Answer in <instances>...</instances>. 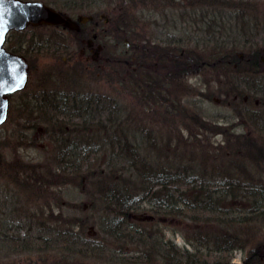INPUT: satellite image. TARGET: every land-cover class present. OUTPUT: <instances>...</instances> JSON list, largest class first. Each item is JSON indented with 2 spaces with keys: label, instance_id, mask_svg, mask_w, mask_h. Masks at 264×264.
<instances>
[{
  "label": "rangeland",
  "instance_id": "obj_1",
  "mask_svg": "<svg viewBox=\"0 0 264 264\" xmlns=\"http://www.w3.org/2000/svg\"><path fill=\"white\" fill-rule=\"evenodd\" d=\"M38 1L73 18L79 15L92 16L99 24L108 21L107 23L117 22L119 27L124 26L121 28L124 34L121 43L133 59L141 56L144 43L155 42H177L188 46H183L182 50L208 54L207 47L202 50L197 47L209 45L205 38L213 33L215 39L226 37L233 29H238V24L233 20L229 24L220 22L219 15L237 14L236 8L218 6L224 0ZM206 5H209L210 11L213 9L216 12L214 14L219 21L217 30L212 29L213 23L205 19L208 14ZM212 5L214 8H210ZM75 6H80V9ZM260 25L263 33L259 42L247 44L246 50H259L264 70V19ZM106 33L109 34L108 37L99 36L95 41L101 46L97 62L102 60L105 53L113 56L114 52H120L117 35ZM28 36L32 39H27ZM9 38L8 45L14 48L21 44L27 46L30 65L29 78L22 89L24 92L12 95V103L19 100L20 96L21 100L24 99L25 93L42 89L49 92L63 89L84 94L87 92L86 94L96 95L107 101L106 108L109 111L94 116L95 121L80 126L81 123L76 120V126L80 130L75 132L78 135L76 139H80L78 142L81 143L78 149L83 147L85 151L93 148L100 150L99 154L93 153L91 159H86L87 167L90 165L92 172L97 169L94 164L98 157L106 155L105 127H110V133L116 129L128 134V137L134 133L137 142L144 140L143 147L149 155L148 159L159 158L163 168H194L206 184L212 183V177L223 170L224 166L216 158H220L230 134L253 139V152L264 151V114L258 127L250 121V116L253 118L254 113H264V73L260 85L254 86L249 83L251 79L248 75L233 77L222 73L213 74L206 67L196 72L173 74L172 79H168L165 72L156 68L154 73L163 81L156 85L160 100L139 101L130 86L125 85L124 80H129V72L117 76L111 64L92 67L85 58L86 52L82 54V50L72 42V37L66 30L40 25L27 27ZM45 42L67 51L59 57V53L53 50L41 49L40 46ZM92 53L93 49L88 55ZM232 88L246 95L249 103L232 101L228 93ZM164 97L173 106L169 108L167 103L164 105ZM113 102L120 107L118 111L113 108ZM12 111V120L6 123L4 121L0 137V264H37V260H45L50 264H103L81 258L80 247L76 244L82 241L83 236L98 233V227L106 220V205L99 192L101 180L96 174L90 175L89 170H80L78 173L57 169L58 163L64 164L65 159L60 162L56 158L58 149L54 140L63 137L65 130L69 132V123L59 119V124L54 127V120L48 124L37 115L36 129L27 135L19 112L15 107ZM190 114L199 122L204 121L206 129L201 128L197 120L193 122L189 118ZM114 124L116 126L111 129ZM219 147L223 148L217 151L216 148ZM254 172L249 169L252 175H255ZM262 180L264 181V173ZM148 208L142 204L132 210L131 214H134L136 220H141L142 223L138 225L140 231L155 243L163 241L169 247L168 250H177L182 254H206L207 262L204 264H213L220 255L223 256L212 246L211 238L217 237L219 230L214 222H193L181 216L154 214ZM150 216L153 218L146 219ZM259 222V226L252 227L255 230L253 241L264 239V220ZM15 237L21 239L19 245L12 242ZM35 238L39 241H35ZM72 242L75 244L71 245ZM250 248L249 244H245L232 253L231 259L223 260L222 264H239ZM139 249L142 250V259L151 257L148 264H163L153 252L156 249L150 250V254L141 247Z\"/></svg>",
  "mask_w": 264,
  "mask_h": 264
},
{
  "label": "trees",
  "instance_id": "obj_2",
  "mask_svg": "<svg viewBox=\"0 0 264 264\" xmlns=\"http://www.w3.org/2000/svg\"><path fill=\"white\" fill-rule=\"evenodd\" d=\"M239 3L238 0H232V2L226 0L221 1L218 6L234 9L233 5H238ZM75 7L80 9V6ZM107 22L100 23L99 36L105 38L109 35L106 32L115 33L118 37L117 43L120 52H116V54L114 52L113 56H108L105 53V56H103L100 62L94 60L89 61V63L95 68L102 67L101 65L103 64L105 66H107L106 64H111L117 72V76L120 73L126 74L129 72L130 76H127L129 80H124L126 82L125 85L130 86L129 88L134 92V95H137L139 101L148 100L151 102L152 100H160L156 85L162 84L161 82L163 81L154 73L156 68L165 72L168 79H172L173 74L196 72L200 68L206 67L210 68L213 74L222 73L232 75L233 77H237V75H248L251 79L249 83L254 86H258L262 82L264 70L262 68L263 63L260 60L261 55L259 50H246V46L249 43L240 42V35L235 33L231 34L233 32L226 37H217L215 39V34L213 33L208 38H205L207 40L205 42L209 45H198L197 47H200L201 50L207 47L209 49L208 54H203L202 51L182 50L181 48L186 45L177 44V42H168L166 44L155 42L144 43V46L142 45L141 56L133 59V56L128 55V49L121 43V39L124 37L121 28L124 26L119 27L117 22ZM89 24L81 25L82 30H87ZM211 28L218 29L217 27ZM233 31L235 32L237 30L233 29ZM14 33H18V31H10L7 34L4 44L5 49L23 55L28 61L27 54L29 50L25 44H21L18 48L8 45L9 37L13 36ZM69 34L72 37V42L74 41L79 49L86 47L87 36L83 34V31L69 32ZM29 38L32 39V37L28 36L27 39ZM40 47L41 49L53 50L55 53H59V57L63 53L65 54L66 50L65 48L59 49L49 43L42 44ZM233 89H230L228 92L231 95L232 101L238 100L241 104L249 103V98H246V102L243 100L244 97H247L246 95ZM23 92L21 90V92H18V95ZM52 92L42 89L37 92L33 91L30 94L25 93L26 97L21 100L20 96V99L15 100V103H12L10 99L12 95L9 96L8 117L5 123L12 120L11 115L14 107L23 119L22 125L27 130V135L28 133L32 134L36 129V124L38 123L37 115H40L42 120L48 122V124H51V121L54 120V127L59 124L57 120H66L71 129L69 132L65 130V133L62 135L63 137L54 140L56 141V147L58 149L56 158L60 162L61 159H65L64 164L60 165L58 163L59 166L57 169L63 172L78 171V173L80 170H89L90 175L96 174L100 178V188L99 185L98 188L100 196L103 199L102 201L106 205L104 212L107 216L105 217L106 220L101 223L102 226L98 227V233L85 235V240L76 243L81 249V254H79L81 258L92 259L103 264H148L150 263V256L142 259L140 256L142 250L139 249L141 247L145 250L144 252L149 254L150 250L156 249L153 252L156 253L159 260H162L163 264H183L181 260L184 254L177 250H168L169 247L162 242L155 243L149 236L143 234L138 226L142 223L141 220L132 218L131 211L145 204L154 214L179 216L178 213L181 212L176 208L178 207L179 200H189L190 196L201 200L204 198L208 199V195H203L202 192L204 190L202 187L192 188L188 186V183H190L188 180L190 174H186L188 167L177 168L175 166H169L166 168L164 166L165 168H163L160 166L159 158L153 157L149 158L150 160L148 159L149 155L143 147L145 145L143 143L144 140L139 143L136 141L134 133L128 137V134L116 129L110 133V127H105L106 134L104 143L106 145L104 152L106 155L98 157L97 162L94 164L97 169L95 172H92L90 170L91 166L89 165L87 167L88 164L86 161L92 158L93 153L99 154L100 150L93 148L92 150L85 151L83 147L78 149L81 143L78 142L80 139H76L78 135L75 132L80 131L76 126V120H79L78 122L81 123L80 126L86 122H93L95 119L93 118L94 116H100L104 112L109 111L106 108L108 106L107 101L103 100L102 97L99 99V96L86 94L87 92L84 94L75 90L67 91L63 89ZM168 99L171 100L169 96ZM163 100L162 103L164 102L163 104L166 105L167 99L164 97ZM253 100L256 101L255 99ZM103 101L105 103L104 105ZM167 104L169 108L173 106V103L169 102ZM112 105L115 110H119L120 107L116 106L114 102ZM189 118L193 122H199L193 114H190ZM250 121L252 125L258 127L251 116ZM98 123L100 122L98 121ZM199 123L201 128L206 129L205 126L207 124L204 121L200 120ZM114 126L116 125H111V129ZM2 127L3 125L0 127V137H2ZM58 135L61 136L60 134ZM241 137L230 134V137L226 139V144L224 150L222 149L220 158H216L217 161L222 163L221 166L224 167L223 170L219 171V175L215 173L217 176H215L216 178L214 176L212 177L213 181L224 179L232 183L230 187H226V183L220 186H214L217 190L220 189L224 193L225 198H222L219 202L215 201L216 207L214 206V202L211 203L213 207H210V211L212 210L211 215L217 218L231 216L232 221L237 220V222L235 225L232 224V230L224 233V228L221 227L222 225L211 221L219 229L217 237H214V239L211 238L212 246L218 250L215 243L224 236L234 245L242 235L237 231V228L243 223L239 220V216L244 215L245 218H249L247 222L251 226L245 231L242 244H249L251 249L242 264H264V239H261V241H253L252 238L255 232V230H252V227L259 226V221L264 220V181L262 180L264 167L261 162L264 159V151L258 150L256 152L255 150L253 152L255 149L254 144L251 142L253 139ZM145 143L147 144V140H145ZM220 148L223 147L216 148L217 151H220ZM249 169L254 170L255 175L249 173ZM182 187L184 190H181ZM185 192L191 193V195H187ZM67 236L70 237L69 235ZM14 239L12 242L19 245L21 239L17 237ZM35 241H39V239L35 238ZM251 243L252 245H250ZM73 244L75 243L72 242L71 245ZM170 248L172 247L170 246ZM83 253L84 255H82ZM206 256L208 255L203 254V257L207 259ZM157 257L154 259L156 260ZM35 263L50 264L45 260H37Z\"/></svg>",
  "mask_w": 264,
  "mask_h": 264
},
{
  "label": "water",
  "instance_id": "obj_3",
  "mask_svg": "<svg viewBox=\"0 0 264 264\" xmlns=\"http://www.w3.org/2000/svg\"><path fill=\"white\" fill-rule=\"evenodd\" d=\"M88 20L90 16L82 15L73 20L38 0H0V127L7 119L9 96L24 89L29 78L27 59L5 49L7 34L40 25L78 31L79 24ZM261 162L264 166V160Z\"/></svg>",
  "mask_w": 264,
  "mask_h": 264
},
{
  "label": "bare ground",
  "instance_id": "obj_4",
  "mask_svg": "<svg viewBox=\"0 0 264 264\" xmlns=\"http://www.w3.org/2000/svg\"><path fill=\"white\" fill-rule=\"evenodd\" d=\"M232 32L233 33H231V32L230 33L234 34L236 32H241V31L239 30V31H235V32L232 31ZM240 56H242V55L240 54ZM263 114L264 113H260V114L254 113V116H253L254 119L253 118L252 119L256 122L257 125L261 121V119H263ZM187 169H188L187 170L188 173L186 172V174H190L189 175L190 177L188 179L190 181V183H188V186L192 187V188L202 187L204 190L202 192L203 195L204 196L208 195L209 198L208 199L204 198L201 200L199 198H194V197L188 196L190 198L189 200H186V201H184V199L179 200L178 207H176L178 209V211L181 212V213H178L179 216L193 220V222H196L199 220L202 222L214 221L218 225H222L221 227H223L226 232L227 231L229 232L232 229V224L235 225L237 220H235L233 222L231 216H227L226 218H221V217L217 218V217L211 215L212 210L210 211V207H212V205H211L212 202H214V206H215L216 205L215 201L219 202L222 198H225L224 193L220 189L217 190V188H215L214 186L215 185L220 186V185L226 183L225 184V185H227L226 187H228V186L230 187L232 182L226 181L220 177V179H222V180H217V181L215 180L212 183L206 184L204 182L203 177L199 173L196 172V169L190 168V167H188ZM181 190H184L183 187ZM228 193L230 194V192H228ZM185 194L191 195V193H188V192H185ZM132 218L135 219L134 214H132ZM151 218H153V216L147 217L146 219H151ZM207 218H208V220H207ZM247 219H249V218H245L244 215L239 216V220L242 221L243 223H242V225L238 226L237 231H239V233H241L242 235L240 236L241 238L239 237V240L236 241V243L234 245L230 241H228L226 236L222 237L221 239H218V242H216L215 245L218 248V252H221L223 254V256L220 255L221 257H219V259L216 258L218 260L214 261L213 264H222L223 260L226 261L228 259H231L232 253L236 250H240L242 248V246L245 245V244H242L243 243L242 242L243 236H244L245 231L251 226L247 222ZM242 231H244V232H242ZM81 240H85L84 236H83V238H81ZM161 242L163 243V241H161ZM79 252H80L79 254H81V249H79ZM248 252H249V250H247L246 254L244 256H242L239 264L243 263V261L247 257ZM82 255H84V253ZM206 262H207V259L205 257H203L202 253H195V252L190 253V254H188V253L184 254L182 256V260H181V263H183V264H204Z\"/></svg>",
  "mask_w": 264,
  "mask_h": 264
},
{
  "label": "flooded vegetation",
  "instance_id": "obj_5",
  "mask_svg": "<svg viewBox=\"0 0 264 264\" xmlns=\"http://www.w3.org/2000/svg\"><path fill=\"white\" fill-rule=\"evenodd\" d=\"M197 2H199V0H195ZM230 2H232V0H230ZM238 2H240L238 5L235 4L233 5L234 8H236L237 14L232 16V15H224V16H218L220 18V22L224 23V24H229L232 20L238 24L237 26V31H241V32H236L235 34L240 35L239 37H241L240 42L243 43H258L261 36L262 35V29H261V20L264 19V0H238ZM242 3V4H241ZM198 6V5H197ZM209 6V5H208ZM207 7V17L206 19L209 20V22L211 21L213 23V28L215 27H219V21L216 20V15L214 13V10L212 9L211 11L208 9ZM193 7V6H191ZM210 8H214V5L210 6ZM220 12V11H218ZM60 14L62 15H66L68 17H70L73 20H76L77 16L75 18L62 13L59 11ZM234 17V19H232ZM90 22V24H89ZM107 21H104L103 23H106ZM89 24V27L87 28V30H82V26L84 24ZM86 23H82L79 24V30L78 31H74V30H69L67 28H64L62 26H55V27H59L63 30H66L68 33L69 32H80L83 31V34H85L87 36L86 38V47L82 50V54H85L86 52V60L87 61H96L99 59V55H100V51H101V46H99V44H96L95 41L99 38V22L98 20H94L93 17H91V20H88ZM216 24V25H214ZM235 24V25H236ZM93 49V53L92 55H88L90 51H92ZM264 55V53H263ZM260 60L262 61V57H260ZM245 102L246 97H244L243 99Z\"/></svg>",
  "mask_w": 264,
  "mask_h": 264
}]
</instances>
